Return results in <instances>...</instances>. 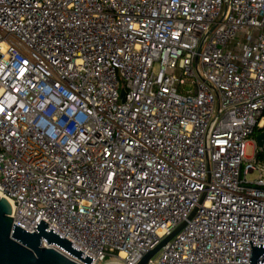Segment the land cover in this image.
Masks as SVG:
<instances>
[{
  "label": "built area",
  "instance_id": "1",
  "mask_svg": "<svg viewBox=\"0 0 264 264\" xmlns=\"http://www.w3.org/2000/svg\"><path fill=\"white\" fill-rule=\"evenodd\" d=\"M255 129L264 0H0V195L25 231L138 264L184 224L148 264H250Z\"/></svg>",
  "mask_w": 264,
  "mask_h": 264
},
{
  "label": "water",
  "instance_id": "2",
  "mask_svg": "<svg viewBox=\"0 0 264 264\" xmlns=\"http://www.w3.org/2000/svg\"><path fill=\"white\" fill-rule=\"evenodd\" d=\"M123 96V92L121 93ZM258 147H264V129L255 136ZM12 212L9 202L0 197V264H76L67 259L53 248L41 246V239L47 242V245L54 244L56 247L64 250L71 256L80 261L91 264L93 259L72 246L67 240L63 239L53 229L42 221H38L35 231L29 233L24 229L12 223ZM180 225L170 235L161 240L153 249L147 252L138 264H148V261L158 253V251L183 227ZM250 243L252 241L242 240ZM257 246L250 248V264H256L258 258L264 254L263 248ZM96 264V263H95ZM101 264H120L115 260L107 259Z\"/></svg>",
  "mask_w": 264,
  "mask_h": 264
},
{
  "label": "rangeland",
  "instance_id": "3",
  "mask_svg": "<svg viewBox=\"0 0 264 264\" xmlns=\"http://www.w3.org/2000/svg\"><path fill=\"white\" fill-rule=\"evenodd\" d=\"M247 145L245 146V155L247 157H251L253 154V150H254V145L258 146L256 141H255V137L251 136L248 141H247ZM256 158L258 160H264V152L262 151L259 155L256 156ZM258 177V173L257 172H253L248 174L247 176V180L248 181H252L254 179H256Z\"/></svg>",
  "mask_w": 264,
  "mask_h": 264
},
{
  "label": "trees",
  "instance_id": "4",
  "mask_svg": "<svg viewBox=\"0 0 264 264\" xmlns=\"http://www.w3.org/2000/svg\"><path fill=\"white\" fill-rule=\"evenodd\" d=\"M263 129H255L252 136L255 137L257 134H259ZM264 152V149L262 150Z\"/></svg>",
  "mask_w": 264,
  "mask_h": 264
},
{
  "label": "bare ground",
  "instance_id": "5",
  "mask_svg": "<svg viewBox=\"0 0 264 264\" xmlns=\"http://www.w3.org/2000/svg\"><path fill=\"white\" fill-rule=\"evenodd\" d=\"M0 197L4 198L2 195H0Z\"/></svg>",
  "mask_w": 264,
  "mask_h": 264
}]
</instances>
